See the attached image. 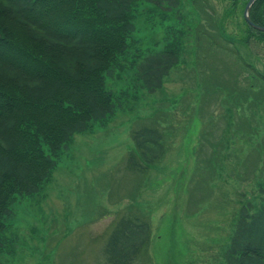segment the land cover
Listing matches in <instances>:
<instances>
[{"label":"rangeland","instance_id":"obj_1","mask_svg":"<svg viewBox=\"0 0 264 264\" xmlns=\"http://www.w3.org/2000/svg\"><path fill=\"white\" fill-rule=\"evenodd\" d=\"M228 2L184 0V24L135 21L133 38L145 55L164 48L170 25L191 34L180 64L151 94L130 70L128 63L141 61L135 49L121 59L128 70L107 81L115 115L76 134L55 157L43 190L12 205L6 224L14 252L1 257L3 264H107L109 236L129 216L151 226L149 245L134 264H226L242 200L259 206L264 167V52L260 44L239 42L243 12L229 16ZM222 27L234 47L214 45ZM251 84L257 107L244 99ZM144 126L164 133L165 154L140 173L129 168L128 155L133 133Z\"/></svg>","mask_w":264,"mask_h":264},{"label":"trees","instance_id":"obj_2","mask_svg":"<svg viewBox=\"0 0 264 264\" xmlns=\"http://www.w3.org/2000/svg\"><path fill=\"white\" fill-rule=\"evenodd\" d=\"M248 2L229 0L228 15L244 12ZM187 15L184 0H0V264L3 255L14 252L6 224L12 205L43 190L57 167L55 157L76 134L89 130L93 121L104 123L115 115V94L107 81L117 79L115 72L128 70L121 59L129 57V50L134 48L135 58L141 59L128 63L130 70L134 68L141 88L151 94L163 88L180 64L191 34L170 25L164 48L145 55L133 38L135 21L184 24ZM250 17L264 27L263 0L254 3ZM243 23L239 42L247 47L260 44L264 52V32L244 17ZM221 33L236 43L224 27ZM245 89V100H260L252 97V84ZM164 139L156 127L135 131L129 168L148 172L165 154ZM258 187L259 206L243 200L240 204L224 251L226 264H264V167ZM150 238L148 221L122 217L105 247L107 264H134Z\"/></svg>","mask_w":264,"mask_h":264},{"label":"water","instance_id":"obj_3","mask_svg":"<svg viewBox=\"0 0 264 264\" xmlns=\"http://www.w3.org/2000/svg\"><path fill=\"white\" fill-rule=\"evenodd\" d=\"M255 1H257V0H250L249 3H248V5L246 6V9H245V18H246V20H247L252 26H254V27L257 28V29H260V30L264 31V28H261V27L255 25V24L251 21V19H250V10H251V8H252V5L255 3Z\"/></svg>","mask_w":264,"mask_h":264}]
</instances>
